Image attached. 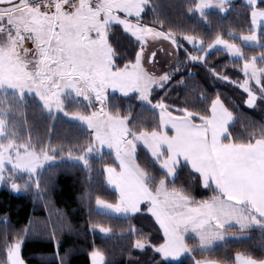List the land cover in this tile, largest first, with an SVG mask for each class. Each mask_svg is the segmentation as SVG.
Segmentation results:
<instances>
[{
	"label": "snow or ice",
	"instance_id": "obj_1",
	"mask_svg": "<svg viewBox=\"0 0 264 264\" xmlns=\"http://www.w3.org/2000/svg\"><path fill=\"white\" fill-rule=\"evenodd\" d=\"M184 7L208 22L207 9L224 13L233 5L232 0H186ZM148 12L153 19L145 22ZM245 12L247 29L239 33L229 29L228 38L217 31L206 43L195 33L164 27L152 0H0V187L13 193L35 188L40 196L46 164L51 167L67 156L90 174L92 154L102 161L106 147L114 161L102 163V168L118 196L113 203L96 195L97 209L130 217L143 208L162 231V242L153 244L131 225L133 249L151 248L166 260L179 261L186 254L213 251L217 242L226 243L237 231L247 236L257 229L264 253V123H250L246 135H234V112L219 94L209 98L200 92L198 104L189 101L182 106L161 94L174 84L189 89L183 77L173 80L181 63L178 50L183 49L187 62L203 65L214 79L241 89L246 107H256L258 100L264 103V0H246ZM113 25L121 26L139 45L122 66L116 63L118 53L109 40ZM150 40L160 41L166 55H177L170 71H154L159 61L157 48L148 51ZM164 41L170 42L167 49L162 48ZM245 47L259 51L249 55ZM212 49L234 58L242 79L208 66ZM189 91L195 92V87ZM116 94L138 100L141 113L134 116L131 106L124 113L110 107V95ZM30 99L51 118L62 113L84 125L85 142L54 144L23 134ZM145 110L152 114L150 124L140 119ZM141 147L148 161L143 164L138 158ZM185 169L190 180L198 178L206 196L197 198L188 186H178ZM92 198L91 192L82 193V199ZM0 219L5 253L0 264H27L22 254L25 240L38 235L32 222L9 232L10 222ZM90 227L111 232L97 222H90ZM61 230L70 233L71 222L65 219ZM189 233L197 247L188 243ZM48 235L55 242L48 259L66 264L70 253L60 252L56 229H49ZM89 256L91 264H108L105 252L97 247ZM193 262L264 264V255L239 251L234 258L193 255Z\"/></svg>",
	"mask_w": 264,
	"mask_h": 264
},
{
	"label": "trees",
	"instance_id": "obj_2",
	"mask_svg": "<svg viewBox=\"0 0 264 264\" xmlns=\"http://www.w3.org/2000/svg\"><path fill=\"white\" fill-rule=\"evenodd\" d=\"M157 5V14L164 21V27H169L177 32L195 33L209 42L217 31H220L225 38H228V30L234 29L237 33L250 26L249 18L245 12V0H232L233 8L227 13H221L219 9L207 11L208 22L202 20L198 14L187 12L184 7L186 0H152ZM153 19L152 13L148 12L145 22ZM109 40L114 49L117 50L116 63L123 65L128 59H132L138 43L121 26L113 25ZM239 43V41H237ZM184 47L192 51L190 45L184 42ZM259 49L245 47V52L249 55L256 54ZM180 68L174 73L173 80L183 77L189 89L195 87V92H190L179 84H174L171 89L161 94L169 103L182 106L189 101H195L196 94L203 92L209 98H214L219 94L225 105L234 112L235 122L232 127L234 135H246L250 123L257 126L264 123V103L257 102L254 108L246 107L244 101L246 94L238 87L214 79L200 64H193L186 61L183 49L178 50ZM177 62V55H176ZM237 61L229 57L222 49L210 50L207 57L208 66H215L218 72L226 73L232 78L242 79V73L236 67ZM176 64V63H175ZM69 103V107H71ZM131 106L132 114L135 116L141 113L140 102L134 98H125L120 94L115 97L110 95V107H119L124 113ZM203 107V106H201ZM27 123L21 128L25 135L40 140H51L52 143H84L88 130L78 121L64 117L62 113H57L55 118H51L47 113L40 110L39 104L29 100L25 109ZM143 123L153 122L150 111L145 110L140 117ZM138 158L143 163H147V153L141 147L138 149ZM114 155L110 152H103V160L93 154L91 163L92 172L85 171L82 163L64 156L49 167L47 164L42 172L41 195L37 196L36 189L31 188L20 193H13L0 187V218L6 217L10 222L9 232L18 231L31 226L38 235L29 236L24 243L22 254L27 264H56L55 260L48 259L54 251V241L49 237L48 230L56 229V239L60 244V252L69 251L66 257V264H91L89 253L93 247L103 250L106 254L108 264H194L193 255L197 259L208 258H234L236 252H251L256 256L264 255L260 248V232L253 229L247 236L228 239V241L214 247L211 252H195L188 254L180 262L172 263L162 259L159 253L151 248L137 250L132 248L135 237L129 233V227L135 225L137 231L147 237L153 244L162 242V231L150 213L143 210L130 217H116L100 212L95 205L94 197L101 196L115 202L117 192L112 190L106 182L102 163H112ZM151 166V165H149ZM90 175V179H88ZM186 185L197 198L206 196L207 190L203 189L198 178L189 179L188 171L185 169L180 173L178 186ZM91 192V201L82 199V193ZM68 220L73 226V230L62 231L61 225ZM90 222H97L109 227V234L101 233L98 229L93 231ZM4 228L3 220L0 219V231ZM188 243L197 247L195 241L189 237ZM131 252V256L129 253ZM5 258V253L0 246V260Z\"/></svg>",
	"mask_w": 264,
	"mask_h": 264
},
{
	"label": "rangeland",
	"instance_id": "obj_3",
	"mask_svg": "<svg viewBox=\"0 0 264 264\" xmlns=\"http://www.w3.org/2000/svg\"><path fill=\"white\" fill-rule=\"evenodd\" d=\"M210 9H216V8H210ZM210 9H207L206 12L208 10H210ZM224 13H227V12H224ZM169 43L170 42H167V41L162 42V48L163 49H167L169 47ZM154 47L157 48V57H156V59H157V61H159V63L157 64L156 68L154 69V71L157 72V73H162L164 71H170L172 66H174L175 63H176V55H172V56L166 55L165 52L163 50H161V42L160 41H151L150 40L149 41V45H148V51H151ZM69 103H71V102H69ZM102 151L103 152H105V151L110 152V150L107 149L106 147ZM49 163H51V162H49ZM100 212L105 213V214H109V215H113V216H116V217H120V218H124L125 217L123 214H115V213L103 212V211H100ZM192 235L193 234H191V233L188 234V236H192ZM160 256L162 257L161 254H160ZM184 257L185 256H183L179 261L166 260L163 257H162V259L165 260V261L172 262V263H177V262H180Z\"/></svg>",
	"mask_w": 264,
	"mask_h": 264
},
{
	"label": "crops",
	"instance_id": "obj_4",
	"mask_svg": "<svg viewBox=\"0 0 264 264\" xmlns=\"http://www.w3.org/2000/svg\"><path fill=\"white\" fill-rule=\"evenodd\" d=\"M106 182H107V180H106ZM107 185L112 189V190H114L113 189V187L111 186V185H109L108 183H107ZM115 191V190H114ZM189 237H192V236H188L187 238H189ZM240 237H243V236H239L238 234H235V238H229V239H236V238H240ZM223 242H217V245H219V244H222ZM216 245V246H217ZM188 254H186L185 256H187Z\"/></svg>",
	"mask_w": 264,
	"mask_h": 264
}]
</instances>
